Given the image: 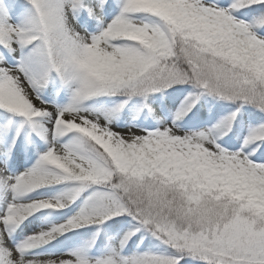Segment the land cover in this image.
Wrapping results in <instances>:
<instances>
[{
    "label": "trees",
    "instance_id": "trees-1",
    "mask_svg": "<svg viewBox=\"0 0 264 264\" xmlns=\"http://www.w3.org/2000/svg\"><path fill=\"white\" fill-rule=\"evenodd\" d=\"M46 1L0 0V56L19 68L37 87L40 86L42 96L48 102L60 106L68 99L67 93L74 85L73 80L67 77L73 64L63 61L61 54L52 51L47 35L34 32L27 44L28 52L20 59H15L2 45L9 40L6 31L8 20L26 16L36 27ZM91 1L73 0L71 12L80 29L97 33L103 20L112 17H120L125 26L120 36L105 35V43L119 50L121 59L106 68L100 64L94 66L86 92L74 101L78 109L103 112L110 109V116L115 121H128L146 130H157L160 119L172 117L180 127L197 130L202 126L205 113L207 126L224 148L234 149L243 131L253 132V139L246 143L244 149L246 158L254 165L264 164V112L239 100L233 104L230 97L255 99L249 95L253 89L256 99L264 101V58L254 49L243 48L213 21L209 23L195 12L175 9L165 13L149 3L123 7L124 0H97L98 6L93 13ZM211 1L218 7L231 6L232 17L246 20L264 35V0ZM134 23L145 24L152 30V36L139 34ZM206 61L217 66L222 75L220 83L210 85L204 80V86H199L192 81V78L203 80L196 73L203 72L200 67L206 66ZM155 72H159L162 79L149 86L154 90L138 93L140 84ZM183 93L184 99L174 111L176 100ZM3 116L22 120L14 138V121L9 119L4 127L6 138L11 142L9 163L13 165L16 153L24 149L22 137L28 126L30 134L24 151L32 164L37 158L38 145L44 143L41 137L29 120L10 113L6 104L0 101V118L5 119ZM215 119L219 120L217 125H213ZM163 141L149 153L127 144L124 158L114 164L85 133L73 129L63 135L61 143L93 166L97 174L80 178L51 160H43L41 168L49 170L56 183L40 191L61 190L70 205L60 210H31L28 215L33 220L56 221L86 201V197L93 200L90 196H94L95 199L100 198L103 219L92 227L71 232L54 242L49 239L37 241L29 251L48 254L82 249L90 255L100 254L108 240L116 238L121 229L128 228L134 229V235L119 252L121 258L129 259L131 264H264L262 259L244 257L255 249L244 235L231 236L226 230L229 225L236 224L234 230L242 227L245 231L255 232L258 235L255 239L263 241L264 172L257 175L242 164L215 163L200 149L181 152L178 144L167 138ZM120 183H133L141 193L167 190L169 197H173L171 200L183 206L186 205L185 197H199L206 205L187 212L202 214L206 218L199 228L183 223L180 229L176 224L169 225L166 220L143 221L140 212L133 207V201H142L143 195L132 194L134 199H127V195L123 197L118 190ZM173 216V213H167L164 217L174 219ZM145 223L153 225L155 230ZM9 228L12 238L21 234V223L9 225ZM89 232L91 237L87 239L85 233ZM137 234H141V238L136 245L133 238ZM196 235L201 239L192 241V236ZM163 237H168L170 243L187 248L178 255ZM200 254L212 255L215 260L206 261L198 256ZM5 260L0 253V264H5Z\"/></svg>",
    "mask_w": 264,
    "mask_h": 264
},
{
    "label": "rangeland",
    "instance_id": "rangeland-1",
    "mask_svg": "<svg viewBox=\"0 0 264 264\" xmlns=\"http://www.w3.org/2000/svg\"><path fill=\"white\" fill-rule=\"evenodd\" d=\"M96 1H91L93 13L98 6ZM46 2V7L36 27L26 16L9 19L6 28L9 40L2 45L15 59H20L28 52L27 44L34 32L46 34L47 40H51L52 51L61 54L63 61L68 60L73 64L67 77L70 81L73 80L74 85L67 93L68 99L64 104L55 106L42 96L40 86L37 87V84L27 79L19 68L0 56V101L6 104L10 113L19 114L22 118L29 120L44 142L38 145L36 160L29 164L24 151L28 133L30 134L29 127L26 126L22 137L24 149L16 153L15 161L11 165L9 163L11 142L6 138L4 127L12 117L0 118V253L6 259L5 264H29L31 262L40 264H131L129 259L121 258L119 252L124 243L134 235V229L128 228L121 229L116 238L108 240L100 254L90 255L91 253H85L82 249L48 254L29 251L33 243L37 241L49 239L54 242L71 232L75 233L85 227H92L103 219L100 212L102 207L100 198L95 199L94 196H90L93 200L86 197L84 199L86 201L56 221L33 220L28 215L31 210H60L70 205V201L66 199L65 193L61 190L40 191L56 183L53 174L41 168L43 160H51L68 173L80 178H89L97 174L93 166L81 160L61 143L63 135L70 130L76 129L90 136L100 151L107 155L114 164L120 163L124 158V148L127 144H133L139 151L149 153V150L157 149L158 145L163 144V140L167 138L178 144L181 152L200 149L215 163H227L229 166L242 164L245 168L256 172L257 175L264 172V164L254 165L246 158L244 151L246 143L253 139L254 133L243 131L242 138L234 149L224 148L219 145L213 131L207 126L205 113L202 126L197 130L180 127L174 117L160 119L157 130H146L128 121H115L110 116V109L104 112L78 109L74 101L86 92L94 66L100 64L101 67L106 68L121 59L119 50L109 47L104 38L109 34L115 37L120 36L125 23L120 20V17L106 18L99 32L87 33L80 29L72 16L73 0H47ZM140 3L155 5L158 11L165 13L175 9L195 12L199 18L209 23L213 21L227 35L236 39L243 48L254 49L262 59L264 58V35L258 33L246 20L232 17L230 15L232 7L229 5L218 7L211 0H124L123 7ZM134 27L139 34L152 36V30L145 24L134 23ZM206 62V66L200 67L203 72L196 73V76L201 75L203 80L191 77L192 81L199 86H204L205 81L210 85L220 83L222 75L217 66L215 63L209 65L208 61ZM159 75H161L159 72L149 74L137 88L138 93L153 91L154 89L149 86L157 82ZM249 93L255 99L243 96L239 99L237 96H230L233 99L232 103L234 104L237 100L242 101L241 103H250L264 112V101L256 99L253 89ZM184 96L185 93L181 94L178 101L176 100L174 111L178 110L177 105L184 99ZM231 99L226 100L231 101ZM12 120L14 121L12 138H14L19 132L22 120L14 118ZM218 123L219 120L215 119L213 125ZM119 188L123 197L127 195V199L133 198L132 194L143 195L142 201H133V207L140 212V216L144 218L143 221L146 219L155 222L166 220L169 225L176 224L180 229L183 223L199 228L206 218L202 214L187 212L188 209L206 205V202L199 197H185L186 205L183 206L172 201L173 197H169L167 190L159 193L148 190L141 193L133 183H120ZM87 212L90 213L87 214ZM167 213H173L174 219H166L164 216ZM15 223H21L22 229L21 234L12 239L9 225ZM145 224L155 230L153 225ZM236 227V224L229 225L226 229L227 233L231 236L244 235L250 245H255L254 251L244 257L264 261V236L263 241L260 242L255 239L258 238L255 232L245 231L242 227L237 228L236 231L234 230ZM85 236L89 239L91 232L85 233ZM140 238L141 234H137L133 238V244L137 245ZM192 238V241L201 239L199 235L192 236ZM163 239L171 242L168 237H163ZM170 244L177 250L178 255H181L182 251L187 248L185 245ZM200 255L198 256L206 261L215 260L212 255Z\"/></svg>",
    "mask_w": 264,
    "mask_h": 264
}]
</instances>
